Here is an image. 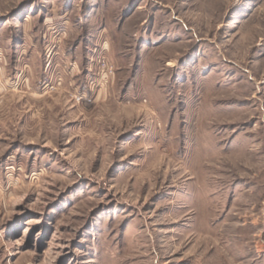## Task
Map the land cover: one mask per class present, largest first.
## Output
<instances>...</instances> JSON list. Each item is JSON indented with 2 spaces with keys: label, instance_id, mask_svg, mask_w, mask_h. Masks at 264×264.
Masks as SVG:
<instances>
[{
  "label": "rangeland",
  "instance_id": "374dc122",
  "mask_svg": "<svg viewBox=\"0 0 264 264\" xmlns=\"http://www.w3.org/2000/svg\"><path fill=\"white\" fill-rule=\"evenodd\" d=\"M0 264H264V0H0Z\"/></svg>",
  "mask_w": 264,
  "mask_h": 264
}]
</instances>
